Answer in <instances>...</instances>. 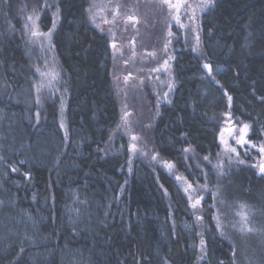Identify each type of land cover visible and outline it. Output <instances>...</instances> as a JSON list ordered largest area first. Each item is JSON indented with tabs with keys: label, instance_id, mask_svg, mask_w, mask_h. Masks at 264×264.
<instances>
[{
	"label": "trees",
	"instance_id": "16d2710c",
	"mask_svg": "<svg viewBox=\"0 0 264 264\" xmlns=\"http://www.w3.org/2000/svg\"><path fill=\"white\" fill-rule=\"evenodd\" d=\"M88 3L0 0V110L16 115L18 146L36 147L29 154L15 149L6 159L23 170L12 176L16 195L39 216L44 241L39 258L0 247V264H63L67 252L88 264H264V175L247 167L228 173L216 229L212 215L190 212L174 179L151 163L158 158L181 167L182 155L190 157L184 149L215 157L229 118L248 125L250 141L264 137V0H212L200 20V56L174 44L171 101L146 128L134 163L118 129L107 38L88 23ZM54 10L55 75L42 89L45 55L24 30L31 18L49 29ZM73 131L80 146L70 149ZM64 149L73 154L67 173L52 164ZM75 187L103 203L114 200L93 229L81 230L64 214V193ZM184 219L195 229L192 237L182 229Z\"/></svg>",
	"mask_w": 264,
	"mask_h": 264
},
{
	"label": "rangeland",
	"instance_id": "374dc122",
	"mask_svg": "<svg viewBox=\"0 0 264 264\" xmlns=\"http://www.w3.org/2000/svg\"><path fill=\"white\" fill-rule=\"evenodd\" d=\"M88 2V23L107 38L108 56L112 64L110 78L119 105L118 129L124 136L125 147L129 151L131 162L134 163L137 160L136 155L140 153L139 148L143 143L146 128H151L161 107L169 104L173 95L175 89L173 46L180 41L194 54L200 56V20L212 6V0H168V2L88 0ZM58 20L57 10H54L49 29L42 31L38 27L36 18L28 19L25 25V37L45 55L42 62L44 71L39 77L42 89L45 88V81L49 83L55 75V72L53 73L55 68L51 64L54 59L52 36ZM202 66L205 73L210 75L211 68L204 67L205 64ZM15 119L16 115L0 110V247L7 249L18 247L28 256L39 258L44 246L36 225L39 216L36 217L33 212L23 207V203L19 204L21 198L16 195L19 184L12 176L14 172L23 170L16 163L10 165L6 159L12 156L15 149L29 154L36 147L25 144L18 146L21 135L17 128L19 123ZM243 125L245 124L230 118L224 120L218 137L219 150L213 158L195 156L188 153V149L183 151L190 157L182 155L181 167L171 161L151 158L154 166L165 170L174 179L176 187L187 200L190 212L198 209L203 212L204 209L206 216L212 215L211 221L216 229L223 224L220 192L228 178V173L247 167L258 175H264V171L260 169L261 165L264 166V154L259 151V147L264 145V137L258 142L250 141L248 127L245 139L250 143L245 145L236 143ZM75 132H71L70 149L75 145H78V148L80 146V143L74 140ZM252 144L256 147H252ZM70 149L66 153L64 149L65 154L62 153L54 163L52 162L57 167L61 165L57 169L58 172L64 170V173H67L72 169L66 168L65 164L73 156ZM28 158L29 156L26 158L27 167L32 163L31 158ZM149 160L145 161L149 162ZM8 172L13 174L9 175ZM83 189L84 187H75L64 193L62 207L68 221L85 231V229H93L92 226L95 227L99 223V219L106 212L104 206L108 207V211L111 210L109 207L114 200L104 201L105 205L98 197L93 196L95 193H84ZM210 207L212 213L207 212ZM202 219L197 218L198 223L202 222ZM180 224L192 237L195 229L191 221L184 219ZM208 228L210 230V227ZM62 262L88 264L81 255L69 252L65 253Z\"/></svg>",
	"mask_w": 264,
	"mask_h": 264
},
{
	"label": "snow or ice",
	"instance_id": "6c2138e0",
	"mask_svg": "<svg viewBox=\"0 0 264 264\" xmlns=\"http://www.w3.org/2000/svg\"><path fill=\"white\" fill-rule=\"evenodd\" d=\"M165 2H168V0H165ZM113 47H115V45H113ZM204 67L208 68L209 66L205 65ZM209 70H211V69H209ZM247 129H248V125H246V124L243 125V128L240 130L241 131V135L236 140V143H238L240 145H245V144L250 143L248 140L245 139V137L247 136ZM133 139H135V137H133ZM252 147H256V145L252 144ZM232 151H235V149H232ZM259 151H260V153L264 154V145H261L259 147ZM261 171H264V166H261ZM197 203H199V201H197ZM193 207H195V204L193 205Z\"/></svg>",
	"mask_w": 264,
	"mask_h": 264
},
{
	"label": "water",
	"instance_id": "95a60500",
	"mask_svg": "<svg viewBox=\"0 0 264 264\" xmlns=\"http://www.w3.org/2000/svg\"><path fill=\"white\" fill-rule=\"evenodd\" d=\"M261 166H263V165H261ZM261 166H260V169H261Z\"/></svg>",
	"mask_w": 264,
	"mask_h": 264
}]
</instances>
